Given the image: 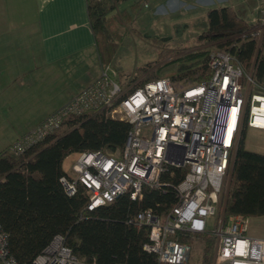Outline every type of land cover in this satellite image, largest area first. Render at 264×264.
<instances>
[{
	"label": "built area",
	"instance_id": "built-area-1",
	"mask_svg": "<svg viewBox=\"0 0 264 264\" xmlns=\"http://www.w3.org/2000/svg\"><path fill=\"white\" fill-rule=\"evenodd\" d=\"M208 64L211 74L205 81L181 86L170 76L123 85L115 70L103 65L98 78L16 140L11 149L23 151L68 115L102 110L125 120L130 128L122 151L80 152L71 177H61L67 194L73 195L82 184L89 209L126 192L140 198L145 185L161 186L165 172L185 166L187 171L175 186L178 201L167 213L149 207L130 219L137 229L149 228L143 248L162 262L181 263L188 259L192 245L173 235L208 231L215 239L212 264H264V238L249 235V217L235 213L226 218L224 208L220 212L243 128L264 129V87L231 51L215 49ZM0 264L98 263H85L60 233L32 261L19 262L9 251L8 233L0 222Z\"/></svg>",
	"mask_w": 264,
	"mask_h": 264
},
{
	"label": "trees",
	"instance_id": "trees-1",
	"mask_svg": "<svg viewBox=\"0 0 264 264\" xmlns=\"http://www.w3.org/2000/svg\"><path fill=\"white\" fill-rule=\"evenodd\" d=\"M126 1L88 0L102 65L112 61L123 39L118 27L131 21L133 11L143 3L132 0L128 8H119ZM259 24L264 21L248 22L230 5L214 6L207 11L200 38L207 47L234 53L264 87V30L260 42L254 33ZM183 59L190 62L181 63L170 75L174 81L185 78L188 82H200L210 76L209 49L187 52ZM154 76L160 75L156 71L145 80ZM129 128L130 123L125 120L92 110L68 115L59 127L21 152L13 151L11 145L0 151V222L8 233L9 251L19 262L32 261L60 233L85 263L171 264L143 248L149 228L137 229L130 219L149 207L156 213H167L178 201L175 186L184 177L185 166L171 167L162 175L161 186L145 185L140 198H132L126 192L93 209L87 206L88 196L82 184L69 195L61 182L63 175L71 177V171L63 165L67 156L96 149L105 154L120 153ZM245 128L235 151L226 218L235 213L264 214V153L244 147ZM173 237L191 245L195 239L204 240L199 261L189 256L176 264H211L215 239L210 232L179 233Z\"/></svg>",
	"mask_w": 264,
	"mask_h": 264
},
{
	"label": "crops",
	"instance_id": "crops-1",
	"mask_svg": "<svg viewBox=\"0 0 264 264\" xmlns=\"http://www.w3.org/2000/svg\"><path fill=\"white\" fill-rule=\"evenodd\" d=\"M100 69L88 0H0V113L12 114L9 128L15 129L2 149L67 103ZM227 198L228 191L224 206ZM251 231L264 238L255 225Z\"/></svg>",
	"mask_w": 264,
	"mask_h": 264
},
{
	"label": "rangeland",
	"instance_id": "rangeland-1",
	"mask_svg": "<svg viewBox=\"0 0 264 264\" xmlns=\"http://www.w3.org/2000/svg\"><path fill=\"white\" fill-rule=\"evenodd\" d=\"M97 1L101 3L105 0ZM131 2L132 0H127L119 8H128ZM221 5L232 6L248 22L264 21V0H143L137 11L130 8L134 17L131 21L118 27V31L123 34V39L112 61L109 62V65L115 70L118 80L123 85H130L133 81L141 83L145 82V79L156 71L160 76H170L176 72L181 63L190 62V59H183L187 52L209 49L210 54L215 49H219L215 46L207 47L200 35L204 30L208 9ZM263 30L264 24H259L254 29L259 42ZM91 52L95 55L96 51L91 50ZM89 66L91 67V64ZM102 66L101 64V69ZM175 83L177 86H181L195 82H188L187 79L183 78L178 81L175 80ZM0 116H3L0 117V149H2L12 140L15 129L9 128L13 122L12 119H14L12 114L0 113ZM33 128L17 137L10 145L20 137H24ZM242 137L245 148L264 152V129L247 126ZM234 156L235 153L233 161ZM77 157L78 155L74 153L67 156L63 163L64 168L70 171ZM231 177L232 171L226 179L223 201L220 207L221 213L224 208V197L226 198L227 191H229ZM253 225L256 226L259 233L264 235V216L255 219L249 218L248 232L251 231ZM203 245L204 240L195 239L189 256L199 261L203 252ZM212 261L213 256L211 264Z\"/></svg>",
	"mask_w": 264,
	"mask_h": 264
},
{
	"label": "water",
	"instance_id": "water-1",
	"mask_svg": "<svg viewBox=\"0 0 264 264\" xmlns=\"http://www.w3.org/2000/svg\"><path fill=\"white\" fill-rule=\"evenodd\" d=\"M233 168H234V161H233V164H232V172H233ZM227 201V199H226ZM226 201H225V205H226ZM224 210H225V206H224Z\"/></svg>",
	"mask_w": 264,
	"mask_h": 264
},
{
	"label": "bare ground",
	"instance_id": "bare-ground-1",
	"mask_svg": "<svg viewBox=\"0 0 264 264\" xmlns=\"http://www.w3.org/2000/svg\"><path fill=\"white\" fill-rule=\"evenodd\" d=\"M261 108L264 110V105H263ZM233 120H234V118L232 117V121H233ZM182 179H183V178H182ZM182 179H181V180H182ZM181 180H180V181H181ZM224 214H225V210H224Z\"/></svg>",
	"mask_w": 264,
	"mask_h": 264
}]
</instances>
